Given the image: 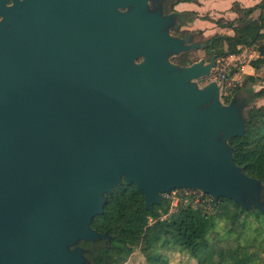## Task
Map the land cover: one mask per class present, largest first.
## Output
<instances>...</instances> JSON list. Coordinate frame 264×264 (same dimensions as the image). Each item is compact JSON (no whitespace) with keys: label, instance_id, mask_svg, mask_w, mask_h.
Listing matches in <instances>:
<instances>
[{"label":"water","instance_id":"95a60500","mask_svg":"<svg viewBox=\"0 0 264 264\" xmlns=\"http://www.w3.org/2000/svg\"><path fill=\"white\" fill-rule=\"evenodd\" d=\"M0 8V264H92L79 241L109 238L91 219L123 181L148 209L192 187L264 213L262 183L228 142L245 132V100L199 84L215 53L170 60L205 43L171 34L162 0Z\"/></svg>","mask_w":264,"mask_h":264},{"label":"trees","instance_id":"16d2710c","mask_svg":"<svg viewBox=\"0 0 264 264\" xmlns=\"http://www.w3.org/2000/svg\"><path fill=\"white\" fill-rule=\"evenodd\" d=\"M231 9L236 12L235 16L213 19L229 31H216L206 39L207 56L238 53L244 45H251L264 58V0L251 5L234 1ZM219 39L225 45L214 48ZM243 77L242 83L252 82L255 73ZM242 91L263 99L248 106L245 132L228 139L235 148L233 161L244 170L250 162L238 156V151L257 146L264 153V83L256 89L249 86ZM255 176L262 183L264 200V176ZM171 200L163 196L160 203H153L148 209L143 194L132 181L114 186L105 196L102 212L91 219V225L100 231L106 230L109 238L82 241L89 248L86 255L90 261L123 264L138 248L146 264H167L166 250L178 248L192 256L195 264H264V213L261 210L238 206V215L223 214L224 202L236 204L234 200L221 195L213 198L208 193L198 196L192 192L180 193L175 203ZM218 221H221L219 226Z\"/></svg>","mask_w":264,"mask_h":264},{"label":"rangeland","instance_id":"374dc122","mask_svg":"<svg viewBox=\"0 0 264 264\" xmlns=\"http://www.w3.org/2000/svg\"><path fill=\"white\" fill-rule=\"evenodd\" d=\"M162 3H163V0H162ZM119 10L123 11L121 9H119ZM256 12L257 11H255V13ZM195 36L197 38L203 37V35H200L197 32L194 33V37ZM207 38H204V39L206 40ZM222 44L225 45V42L223 40L221 41V39H219L215 43L214 48H216L217 46L220 47ZM243 47H252V46L251 45H244ZM189 52H190V54H192L193 57H201L203 55L204 50L202 48L201 49L193 48L192 50H189ZM206 57H208V56H206ZM215 57H216V55H215ZM224 57H226V56L224 55ZM253 57L254 56L250 57V59ZM228 58H230V57H227V60H228ZM248 58H249V56L244 58L242 60V62L243 61L245 62ZM252 61H253L254 68L258 65L260 66V68L257 69V72L255 73V79L251 80L252 82L246 81L245 83H242L244 81L243 80L244 77L240 76L239 77L240 79H238V81L231 80L230 83L227 85V87H223L222 84L220 85V99H222L223 102H228L231 99V97H233V96H237L238 98H243L245 100L241 106V113L243 116H246L247 108L249 105H251L252 103L258 104L261 102V100H263L262 98H259V97H251L248 92L242 91L243 89L249 88V86L252 89H256L260 86V84L262 82L264 83V58L256 57V58H253ZM229 62H231L230 66H232V67L238 66L239 67L240 61L231 60ZM215 64H216V62H215ZM213 70H214V68H213ZM241 74H243V73H241ZM201 81L202 80L198 79L199 83H201ZM237 155L245 158L248 162H250L249 165L246 166L245 169L243 170L244 172H246L248 175H252V176H255L256 174L264 176V153H261L257 146L247 148V149H241L240 151H238ZM162 198H163V196H162ZM161 201H162V199H161ZM164 202L168 204V201L165 199H164ZM234 202L236 204H233L230 202H228V203L224 202L223 211L225 213H223V214H228L231 216L238 215V212L240 211V208H238V206H241V205L238 202H236L235 200H234ZM169 206H170V204H169ZM170 207H172V205ZM164 215H166V213H162V216H164ZM220 223H221V221H218L217 226H219ZM176 247H178V246H176ZM166 252H167V259H168L167 264H195V259L192 256H190L188 253L182 251V249L173 248L170 250H166ZM123 264H146V260H145V257L140 252V250L138 248H135L132 251V253L129 255V257L124 261Z\"/></svg>","mask_w":264,"mask_h":264},{"label":"crops","instance_id":"0c3cea01","mask_svg":"<svg viewBox=\"0 0 264 264\" xmlns=\"http://www.w3.org/2000/svg\"><path fill=\"white\" fill-rule=\"evenodd\" d=\"M234 1L241 5H251L259 0H179L174 3L173 7L176 11L185 14L184 17L186 20L180 25V27L203 35L201 38L195 36V41L202 42L201 40L209 37L216 31L219 33L229 31L228 27L217 25L213 19L217 16H223L224 18L235 16L236 12L231 9V5ZM196 48L201 49V46ZM252 56H254L253 58L260 57L257 51L253 49L249 58L242 63L241 67H239L243 73L242 76L257 72L259 65L254 68L252 61L253 58L250 59Z\"/></svg>","mask_w":264,"mask_h":264},{"label":"flooded vegetation","instance_id":"af4514ba","mask_svg":"<svg viewBox=\"0 0 264 264\" xmlns=\"http://www.w3.org/2000/svg\"><path fill=\"white\" fill-rule=\"evenodd\" d=\"M13 2H14V0H0V6H2V7L9 6ZM149 2H150V7H155L157 5V1H149ZM163 3H162V13L163 14H169L170 12L176 11L174 9V7H173L174 3H171L170 0H163ZM126 8H127L126 5L119 6V9H121V10H124ZM3 14H4V11H3V9L0 8V21L3 18ZM184 15L185 14H183L181 12H178V11L174 12V17L172 19V23L169 26V31L171 32V34H174V35H177V36H180V37H183V36L187 35L188 33H191L190 40H195L194 32L192 33L191 30L183 28V27L182 28L180 27V25L186 20ZM201 41L205 43L203 46H201V48H203V50H204L203 55L201 57H204L206 60H208L210 56L206 57L207 56V51L204 48L205 46L208 45V40L204 39V40H201ZM192 49L193 48H191V49L188 48V49H185V50H181V51H179L177 53H174V54H172L170 56V60L173 61V62L179 63V64H186V63H190V62H192L194 60H197L199 57H193L192 54H190V52H189V50H192ZM141 57H142L141 55L137 56L136 60H139ZM214 65H215V63L211 67V70H210V72L208 74L198 77L199 80H202L201 83H199L200 85L206 83L210 79H215V78H211ZM215 80L220 82L217 79H215ZM82 241H83V239L79 241V244L82 247H86L83 244ZM86 248L87 249L83 253L88 254L89 248L88 247H86ZM91 263L93 264V262H91ZM15 264H27V263H21L20 259L17 258L16 261H15ZM29 264H30V261H29ZM43 264H50V263L44 262Z\"/></svg>","mask_w":264,"mask_h":264},{"label":"built area","instance_id":"2783aa9c","mask_svg":"<svg viewBox=\"0 0 264 264\" xmlns=\"http://www.w3.org/2000/svg\"><path fill=\"white\" fill-rule=\"evenodd\" d=\"M253 47H243L241 49L240 52L238 53H232V54H227L225 55L226 57H224V55H220L215 57V66H214V70L212 72L211 78H215L217 80H219L221 82V84L223 85V87H227V85L230 83L231 80H236L238 81V79H240L239 77H243L242 76V72L241 69L239 67H241L242 60L244 58H246L247 56H249L252 51H253ZM227 57L228 58L227 60ZM230 59V60H229ZM231 60H238L240 61L239 67H232L230 66L229 61ZM246 60V59H245ZM214 62V63H215ZM233 72L231 73V69H233ZM188 192H192L194 193L195 196H198L200 193H205L202 192L200 189L198 188H192V187H174L171 188L170 190H167L165 192H163V196L167 197V198H171L172 202L175 203L177 198H178V194H186Z\"/></svg>","mask_w":264,"mask_h":264}]
</instances>
